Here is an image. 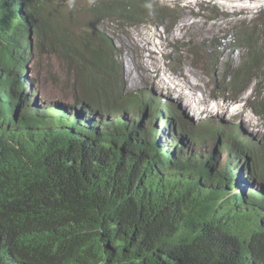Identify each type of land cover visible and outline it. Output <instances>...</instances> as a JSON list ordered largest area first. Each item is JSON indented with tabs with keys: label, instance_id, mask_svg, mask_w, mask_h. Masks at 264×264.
<instances>
[{
	"label": "trees",
	"instance_id": "1",
	"mask_svg": "<svg viewBox=\"0 0 264 264\" xmlns=\"http://www.w3.org/2000/svg\"><path fill=\"white\" fill-rule=\"evenodd\" d=\"M146 5L0 0V264H34L53 240L65 258L59 254L58 264H239L253 252L257 239L241 232L242 240L213 214L183 223L187 199L176 194L184 181L172 177L178 167L166 154L149 159L154 150L150 139H140L146 131L138 125L126 119L128 127L86 137L43 122L28 107L25 64L15 55L29 35L39 52L70 70L74 102L85 101L102 116L143 106V95L122 94L111 46L90 33L116 16L141 23ZM245 85L230 81L229 87L240 93ZM14 107L25 112L7 126ZM148 130L158 134L154 126ZM201 130L206 138V124Z\"/></svg>",
	"mask_w": 264,
	"mask_h": 264
},
{
	"label": "clouds",
	"instance_id": "2",
	"mask_svg": "<svg viewBox=\"0 0 264 264\" xmlns=\"http://www.w3.org/2000/svg\"><path fill=\"white\" fill-rule=\"evenodd\" d=\"M54 1L56 2L57 0ZM64 1L70 7L72 5L76 8L83 7L75 5V2L78 0ZM90 1L87 4H90ZM144 1L147 4V12L142 16L143 22L134 23L131 18H120L116 16L112 17L115 23L104 21L96 25L94 27L95 31L90 33L91 36H97V43L101 45L104 43V45L108 44L111 46L109 53L117 65L115 66L120 71L122 94L129 95L133 92L126 90L123 85L122 68L116 61L119 52L113 46L114 44L111 45V39L103 27L111 25L119 28L117 24L123 25L121 23L123 19L127 20L125 26L130 23L131 26L144 23H155L159 26L165 25L170 17L162 15L164 9L153 8L148 3L149 0ZM260 1H262L261 4L250 6L251 9L256 10L247 19H250L252 15H264V0ZM84 17L86 18L87 16ZM240 19L246 20V17H241ZM175 22L176 20L173 24ZM263 31L264 28L262 27L258 32H254L252 29L242 31V27L238 32L236 28L232 32V39H227L228 49L222 48V45L216 41L215 48H219L220 52H222L219 56L220 62L217 66V71H215V68H211L210 65L212 62L210 59L204 57V62L200 65L202 68L201 72L208 76L212 83H215L213 81L215 76H218V80L221 79L222 87L225 86L223 90L221 89L224 101L230 105L227 112H230L235 107H239L241 113H243V118L237 124L229 120H215L212 118L209 121L213 122V124L209 126L205 121H201V112H198L196 108H189L187 110L189 118H193L195 115L194 124L198 123L200 126L201 135L202 125L206 124L208 128L207 137L200 136L201 140L198 145L201 151L199 153L193 152L192 147L193 145H197V143L193 142L194 140H191L190 137L187 138L186 133L183 131V126L180 124V122L186 121L187 117H180L178 106L172 104L169 99L166 100L165 97H157L151 92H138L135 94L144 96L143 106L133 109L125 113V115H122L123 113L117 109L116 112L110 113L107 116H102L103 113H97L92 110L85 101L74 102L72 97L70 104H45L37 96L39 81L31 77L28 71L30 68L29 65L33 61V55L45 54L60 64L63 61L58 60L53 54L39 52L37 46H40L37 40L33 36L30 38V35L28 46L16 54L15 58H21V62L25 64L23 81L26 85L23 90L29 95L30 102L28 107L32 109L31 113H34L37 118L63 131L71 132L72 134L79 132L86 137H100L105 132L115 129L120 124L123 127L127 125L126 119L138 125V129L146 131L145 137L140 139H150V146L154 150L153 155L150 153L149 159H153L157 155L166 154L170 157L174 165L178 167V170L172 177L184 181V183L179 182L177 184L179 193L176 194L177 199L183 196L187 199L188 214L187 216H183V223L188 222L190 218L199 216L202 213L213 214L219 226L233 229L235 234L241 238L240 233L242 232L244 234H250L253 238L257 239L253 242V252L251 254L246 252L245 255H242L239 264H264V190L250 185V182L254 180L252 176V161H250L252 157L254 162L262 166V173L264 174V141L261 142L260 139L264 131L257 136L249 135V132L245 131L248 127V122L252 119L258 120L259 117L264 116V44L261 47L258 45L264 41ZM32 40H34V43ZM221 40L224 41V39H220L219 41ZM193 54V52L188 50L186 55L192 58ZM233 54L237 58L236 66L231 64V55ZM178 55L179 52H175L173 49L170 52V56L167 57L168 64L171 63L174 65L176 70H179L182 65L178 59ZM244 71L250 75L241 77L239 74H243ZM230 81L233 82L234 88L241 87V82L246 85L244 89H241L240 93L235 92V90L233 92L229 87ZM258 82L261 84L262 92L258 91L259 86L255 87V83L259 85ZM250 84H252L253 97L251 98V105L248 104L247 106L246 103L240 101L239 95ZM71 90H69L70 93ZM149 100L151 101V105L148 104ZM182 103L185 106V103ZM24 112L21 108H12L6 117V125L9 126L17 122ZM148 112L155 114L153 117L155 124L157 121L163 124L162 127H159V130L157 124L153 125L156 132H158L156 136L148 130L152 126L140 124V116H135V113L143 115ZM172 125H176V130L172 129ZM165 127H168L170 132ZM252 129L253 127L249 126L248 130L252 131ZM170 133L173 138H171ZM132 142L135 143L136 140L132 139ZM54 242L56 243L55 246L53 244ZM38 246L42 245L38 244ZM59 254L60 258L64 260L65 258L60 250L59 242L53 240L50 244L43 246L39 253L38 261L34 264H58L57 261H60ZM248 259L252 261H248ZM3 264L10 263L4 262Z\"/></svg>",
	"mask_w": 264,
	"mask_h": 264
},
{
	"label": "rangeland",
	"instance_id": "3",
	"mask_svg": "<svg viewBox=\"0 0 264 264\" xmlns=\"http://www.w3.org/2000/svg\"><path fill=\"white\" fill-rule=\"evenodd\" d=\"M89 1L78 0L75 5L84 6ZM148 3L153 8L164 9L162 15L170 17L165 25L144 23L131 26L130 23L125 26L127 20L123 19L121 20L123 25L117 24L119 28L105 24L103 29L110 37L111 45L114 44L113 46L119 52L116 61L122 68V81L125 89L133 93L151 92L157 97L169 99L172 104L178 106L179 116L187 117L186 121L180 122L183 131L187 138L190 137L194 140L193 142L197 143L193 145L192 150L194 153H199L201 151L198 145L201 140L200 126L198 123L194 124L195 121L191 118L189 119V113L186 110L196 108L198 112H201V121H205L209 126L213 124L209 121L212 118L229 120L235 124L243 118L239 107L227 112L230 105L224 101L222 90L225 86L222 87L221 79L218 80V76H215L213 79L215 83H212L209 77L201 72L200 65L206 57L212 62L211 68L218 70L219 56L222 52L219 48H215L216 41L222 45V48L228 49L227 39H232V32L236 28L238 32L241 27L242 31L252 29L254 32H258L261 27L264 28V15H252L250 19H247L256 10L251 9L250 6L259 5L262 1L149 0ZM241 17H246V20H241ZM220 39L224 41H219ZM32 42L34 43V40ZM263 44L264 41L258 45L261 47ZM173 49L179 52L178 59L182 63L179 70L167 62V57ZM188 50L194 53L192 58L186 55ZM231 56V64L236 66L237 58L234 54ZM32 60L28 71L31 77L39 81L37 88L39 100L45 104H70L72 95L69 90L74 84V79L69 74L70 70L67 68L65 70L64 63L60 64L45 54H34ZM239 75L242 77L250 74L244 71ZM256 83L255 87L259 86L258 91L262 92L261 84ZM252 97V84H250L239 95V99L248 106V104L251 105ZM174 110L177 112L176 109ZM154 115L152 112L143 115L135 113L136 117L141 118L140 124L146 126L157 124L159 130L163 124L159 121L155 124ZM249 126L253 127L252 131L248 130ZM165 129L170 132L168 127ZM172 129L176 130V125H172ZM245 131H248L249 135L262 134L264 116L248 122ZM171 138H173L172 135ZM260 139L261 142L264 141V133ZM250 161H252V176L254 177L250 185L264 190L262 166L254 162L253 157Z\"/></svg>",
	"mask_w": 264,
	"mask_h": 264
},
{
	"label": "bare ground",
	"instance_id": "4",
	"mask_svg": "<svg viewBox=\"0 0 264 264\" xmlns=\"http://www.w3.org/2000/svg\"><path fill=\"white\" fill-rule=\"evenodd\" d=\"M187 111V110H186ZM188 113V112H187ZM195 114V113H194ZM194 114H192V115H194ZM189 117V116H188ZM194 117H195V115H194ZM194 117L193 118H191L192 120H194ZM190 119V118H189Z\"/></svg>",
	"mask_w": 264,
	"mask_h": 264
}]
</instances>
